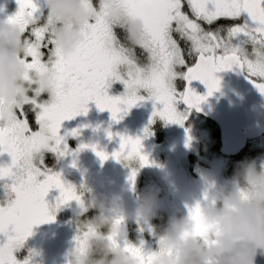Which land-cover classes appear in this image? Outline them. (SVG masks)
I'll return each instance as SVG.
<instances>
[{"label":"snow or ice","instance_id":"6c2138e0","mask_svg":"<svg viewBox=\"0 0 264 264\" xmlns=\"http://www.w3.org/2000/svg\"><path fill=\"white\" fill-rule=\"evenodd\" d=\"M17 2L19 11L8 22L28 34L29 50L24 62L29 75L25 79L31 82L33 73L51 72L55 100L38 103L33 98L29 102L32 111H37L36 131L25 108L17 113L11 126L0 124V156L7 153L12 159L10 165L0 167V180L15 181L11 185L15 199L0 207V237L7 238L6 243L0 240V264H20L15 253L32 235L33 228L54 222V210L46 202L51 190L60 191L55 210L81 201L80 194L66 186L60 174L43 171L34 159L42 150L68 155L65 138L60 135L62 124L87 115L90 103L94 102L101 112L109 111L112 120L119 123L124 114L145 99L139 95L143 90L149 99L163 105L162 110L155 111L154 118L183 126L187 115L180 113L177 105L183 103L199 111L207 100L192 88L194 81L203 83L211 96L220 90L216 74L237 70L264 94V0H120L126 18L144 24L142 43L135 47L128 44L121 28L107 23L93 3L84 0L90 22L84 42L72 56H65L57 46L51 31L53 19L49 16L46 22H38L39 9L34 0ZM221 20L230 23L219 24ZM30 21L36 23L30 25ZM141 55L146 58L144 62ZM178 80L186 82L183 92L177 87ZM116 81L126 88L121 97L110 96L107 91ZM3 111L4 105L0 104V114ZM79 134V130L72 133ZM108 135L111 139L112 133ZM120 140V150L112 157L95 145H81V150L91 147L102 161L115 158L125 162L131 169L129 180L134 186L137 169L133 165L138 162L141 167L150 166V161L143 154L140 138L121 136ZM189 211L197 222V235L202 234L205 228L199 205ZM115 224L119 227L121 220ZM92 235L90 228L78 231L77 252L86 250ZM107 239L116 247L123 245L139 264H153L155 254H146L143 247L120 241L115 233ZM23 264H31V257Z\"/></svg>","mask_w":264,"mask_h":264},{"label":"clouds","instance_id":"9594fccd","mask_svg":"<svg viewBox=\"0 0 264 264\" xmlns=\"http://www.w3.org/2000/svg\"><path fill=\"white\" fill-rule=\"evenodd\" d=\"M54 23L52 34L65 56L74 55L84 42V32L90 22L89 9L84 0H44ZM103 14L107 23L121 28L130 46L142 43L144 24L140 20L129 21L120 0H89ZM35 24V21H30ZM25 31L6 20L0 23V124L11 126L17 113L34 98L29 95H48L55 100L54 75L51 72L31 75L25 58L28 44ZM209 185L207 199L197 200L201 223L205 230L197 235V222L192 213L172 216L167 225L156 231L159 249L153 264H257L264 257V159L238 162L230 179L222 184L214 173L206 172ZM81 216L96 209L94 217L78 218L79 231L92 229L86 250L77 252V246L68 255L69 264H139L138 259L123 245L114 246L107 237L113 233L123 241L126 235L122 225L126 222L145 223L157 216L159 190L141 194L135 209L129 213L123 209L122 198L101 192L90 199L80 194ZM121 220L117 227L116 220Z\"/></svg>","mask_w":264,"mask_h":264},{"label":"rangeland","instance_id":"374dc122","mask_svg":"<svg viewBox=\"0 0 264 264\" xmlns=\"http://www.w3.org/2000/svg\"><path fill=\"white\" fill-rule=\"evenodd\" d=\"M10 2L12 4L11 0ZM44 7L45 12L43 17L38 18V22L41 20V23L46 22L49 17L45 2L38 8L37 17H39V13L41 14L40 10ZM18 11L19 4L14 2L10 13L14 15ZM205 27L207 28L208 25H205ZM140 59L142 62L146 60L143 55L140 56ZM180 71L184 70L181 69ZM181 81H177L178 88ZM116 87H120L122 91L119 97L125 95V85L116 81L112 82L111 87L107 90L110 96L117 97L110 93ZM29 95L36 98L38 103L50 102V98L46 94L40 95L38 98L35 97L33 92H30ZM139 95L145 98L140 101L145 119V125L142 127L144 130L140 139L143 143V154L149 158L150 166L141 167L138 162L133 165L137 169L134 186L129 180L131 169L126 166L125 162H118L115 158H110L103 164L104 161L96 155V152L91 147L81 150V145H95L97 146V150L104 151L112 157V154L120 150L121 136L124 135L134 138L136 134L135 130H126L128 128L127 121L121 119L117 123L112 120L111 114L106 115L107 118H105V121L100 120V126L96 129L99 139L96 140L95 144L89 141V136L86 138V133L77 136L72 135L71 143L66 145L68 155L61 156L49 150H42L41 153L36 154L34 163L38 167H41L43 171L60 174L65 185L72 186L78 194L83 193L85 199H90L95 195H99L101 192L120 196L122 198L123 209L129 213L137 206L138 198L141 194L158 189L159 209L157 216L150 222H126L122 225V229L126 235L125 240L137 247H143L145 252L150 253L158 251L159 249L156 231L166 226L172 216L187 214L191 203L194 206L196 202L194 197L199 200L201 197L205 198L208 195L209 185L204 177V173H214L218 182L221 184L225 180L230 179L233 174L229 175L228 173L230 169L229 159L220 155L214 149V140L208 124L198 119L189 118L188 136L191 137V141L188 147L190 148L189 150L185 149L186 151L181 154L177 155L171 144L172 136L179 131L180 126L178 124L165 121V127L167 128L166 138L161 142L155 140L153 133L150 131V126L156 121L161 123L162 119L160 117L154 118L152 114L157 109L162 110L163 105L156 104L153 100L149 99L148 93L143 90H141ZM26 107H30L31 110L33 108L32 105ZM88 107L89 109L91 107V111L93 110L96 113L100 112L94 102L90 103ZM177 110L182 114H186L181 104L177 105ZM33 113L36 121L37 111H33ZM87 116L88 114L77 116L75 122L83 123L89 121V117L87 118ZM138 129L141 128L137 127L136 130ZM145 129L148 130L147 134ZM33 130H38V126L36 130ZM109 132L112 133L111 139L108 135ZM260 141L254 143V147L259 148L264 146V138ZM3 155L0 156V167L7 165L2 159ZM47 157L50 158V162L53 164L51 167H47L45 161ZM260 159H264V154L250 160ZM41 160L43 164L40 163ZM71 161L75 163V169L81 168L84 171L87 167V171L84 173L74 171L67 174L64 168L70 167L69 162ZM14 183L15 181L12 179L0 180V207L6 205L8 195L12 193L11 185ZM57 191L58 189H53L50 192L54 195ZM56 201L57 199H55L53 206H50L54 210L53 215L59 219L61 225L68 232V236L74 239L79 231L78 218L87 220L98 214V210L91 209L85 215L81 216L83 209L77 201L62 205L59 210H55ZM66 264H69V262H66ZM257 264H264V257L258 258Z\"/></svg>","mask_w":264,"mask_h":264},{"label":"flooded vegetation","instance_id":"af4514ba","mask_svg":"<svg viewBox=\"0 0 264 264\" xmlns=\"http://www.w3.org/2000/svg\"><path fill=\"white\" fill-rule=\"evenodd\" d=\"M11 1L12 4H10L11 3L10 0H0V23L5 22L10 17L15 15L10 13V9L13 8V4L14 2H17V0H11ZM34 2L37 4V7L40 8V6L44 3V0H34ZM40 11L41 14L39 13L38 18L43 17L45 12V7ZM222 21L223 20L219 21L218 23H221ZM25 35H27V33H25ZM178 89H180V87ZM110 93L119 97V95L122 94V91L120 90V87H116L114 91ZM260 101L264 103V99ZM183 109L187 115V118L183 126L178 125L180 126L179 131H177L174 134V136H172V142H171L173 150L177 155L185 152L186 151L185 149L189 150L190 148L188 147L191 141V137L188 136L189 118L198 119L199 121H202L206 124L208 121V119L196 114L192 109H186L185 107H183ZM90 111H91V107L89 109L87 116V118L89 117V121L82 123L77 121L75 122V119H72L63 122L60 130V135L65 138V145L71 143L72 133L76 130H79L80 134L86 133V138H88L89 136V141H91V143L93 144H95L96 140L99 139V137L97 136L98 131L96 130L100 126L99 122L100 120L105 121V118H107L106 115H109L111 113L109 111H104V112L100 111L99 113H96L93 110L91 112ZM99 116L100 118H98ZM152 116L154 117V113L152 114ZM122 119L127 121L128 128L126 130H133V131L135 130L136 134L134 138L142 137V133L144 130V128L142 127H144L145 125V119L143 117L142 106L140 105V102L136 107H133L130 111L124 114ZM165 125H166L165 120L162 119L161 123L156 121L150 126V131L153 133L154 139L157 140L158 142H161L166 138L167 128L165 127ZM137 127L141 129L136 130ZM10 158L7 154H4L3 156V159L5 160L7 165L11 164L9 162ZM104 163H106V161H104L103 164ZM74 164L75 163L72 161L69 162L70 167H65L64 171H67V174H70L74 171H76L77 173L79 172L84 173L87 171L86 169L87 167L85 168L84 171H82L81 168L75 169ZM59 197H60L59 190L54 195L52 194V192H49L48 196L46 197V202L49 204V206L51 205L53 206L55 199L58 200ZM14 199H15V193L12 192L11 194L8 195V201L6 205H2L1 207L8 206V204L11 203ZM200 199L203 200L205 198L201 197ZM188 202H190V200H188ZM68 235H69L68 232L61 225L59 219L55 217L54 222L44 223L35 226L32 230V235L24 242L23 246L15 253V255L18 261L20 262V264H23V262L26 259H29V257H31V264H66V262H68V255L75 245V239ZM0 240H2L5 243L7 242L6 237H0Z\"/></svg>","mask_w":264,"mask_h":264},{"label":"water","instance_id":"95a60500","mask_svg":"<svg viewBox=\"0 0 264 264\" xmlns=\"http://www.w3.org/2000/svg\"><path fill=\"white\" fill-rule=\"evenodd\" d=\"M220 90L208 96L207 87L194 81L192 88L207 100L194 112L216 124L219 131L220 152L227 157L238 156L249 142L264 136V94L237 70L216 74ZM184 89L187 87L184 83ZM183 105L189 109L187 105Z\"/></svg>","mask_w":264,"mask_h":264},{"label":"trees","instance_id":"16d2710c","mask_svg":"<svg viewBox=\"0 0 264 264\" xmlns=\"http://www.w3.org/2000/svg\"><path fill=\"white\" fill-rule=\"evenodd\" d=\"M39 23H41V20L39 21ZM226 23H230V22L229 21H222L219 24H226ZM212 26L215 28L217 25H212ZM184 83H185L184 81H181V83H179V85H180L179 86L180 87L179 90L180 91H183L184 85H185ZM25 110L28 113L29 121H30L33 129L36 130L37 129V125L35 123V118H34L33 111L31 110L30 107H26ZM207 124H208V126H209V128L211 130V133H212L211 135H212L213 140H214V149L221 155V152H220L221 146L219 145L220 142H219V134H218L219 132H218V128H217V126L213 122H211L209 120L207 121ZM257 142H261V141L258 140V141H255V142H249L247 148L243 152H241L238 156H235V157H227L225 155H222V156L226 157L227 159H229V163H230V165H229L230 169L228 171L229 175L234 174L235 167H236V165H237L238 162H241L244 159L250 160V159H253V158H258V157L261 156V154L262 155L264 154V146L259 147V148L254 147V143H257ZM5 154H7V153H5ZM10 157L11 156H9V158ZM2 159H3V157H2ZM9 160H10L9 162L11 163V158ZM3 161L6 164V162H5L4 159H3ZM45 161H46L47 167L48 166L51 167L53 165L52 162H50V158L49 157H47Z\"/></svg>","mask_w":264,"mask_h":264}]
</instances>
